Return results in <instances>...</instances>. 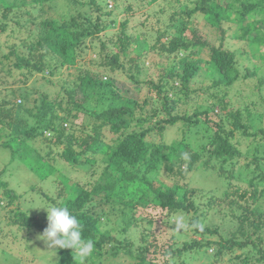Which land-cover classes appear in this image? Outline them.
I'll use <instances>...</instances> for the list:
<instances>
[{
  "label": "trees",
  "instance_id": "obj_1",
  "mask_svg": "<svg viewBox=\"0 0 264 264\" xmlns=\"http://www.w3.org/2000/svg\"><path fill=\"white\" fill-rule=\"evenodd\" d=\"M50 1L54 0H0V7L4 6L10 9L16 5L29 3L33 9L35 6H43ZM66 1L75 9V12L70 13L68 16L58 17H46L44 15L38 21L34 20L36 30L32 29V32L26 35L25 40L22 41V44L27 47L28 53H20L17 44H12L3 57L8 61L11 58L13 60L11 65L16 69H27L28 72L24 74L29 76L41 74L44 80L43 85L46 82H53V76L59 72L60 68L65 67L66 75L64 76L62 71L61 74L69 81L70 88L66 91V94L72 101L73 108L65 110L56 104L55 100H51L53 102L51 104L44 96L41 105L33 113L37 125L27 129L29 122L27 118H23L21 115L22 109L23 112L31 111L20 100L21 102L16 103V113L11 117L9 109H0V133L4 129V124L12 126L15 137L19 133L34 134L39 129H41V134L44 130L53 131L56 133L54 140L52 139L55 143H61L65 138H68V144L61 150L60 155L65 160L77 162L80 165L82 164L80 157L83 155L86 156L87 162H94L95 158L92 156L100 154L101 148L99 147L103 138L102 129H109L113 133H117L118 141L115 145L109 143L108 151L109 149L110 151L105 160L106 166L103 169V175L95 184L97 188L102 189L100 193H102L104 201L99 202V204L112 203L111 212L123 214L114 205V200L119 195L123 203L127 204L125 197L131 196L135 201L132 203L134 207L152 205L161 208V211H167L168 214L179 210L187 214L193 212L190 222H201L196 214L197 207L190 196V192L193 190H189L180 184L178 179L172 183L162 179L160 181L155 180L157 177L151 179L147 172L158 171L161 167H164L174 176L188 177L191 170L200 166L195 163L204 154L208 157L207 163L215 159L223 167L240 155V151L234 142L237 132L249 137H256L260 134L258 131L264 132V130L252 132L251 127L243 122V109L228 110V104L224 100H221L218 106L224 110L227 109V112H220L219 110L216 111L215 108H211L202 111L194 110L192 113L184 115L172 114L180 101L178 95L183 93V90H187L195 77L205 71V66L200 59L195 58V55L200 53L199 47L207 45V42L202 41L200 34L196 33L195 30H191L193 34L191 36L186 34V30L188 24L191 25V16L194 13L202 12L207 20L216 24L217 28L222 31L223 38L230 35L229 31L234 27V25H228V22L239 23V33L234 31L232 35L236 38H247L251 42H259L260 46L263 47L264 25L261 26L260 21L252 20L250 14L264 13V0H184L181 8L171 16L172 19L178 20L179 24L174 23L176 27L171 31L160 29L162 31L160 32L158 29L155 44L152 46L153 49L159 48L161 58L171 62L170 65L166 66L158 64L161 69L158 80L152 78L148 72L149 67L139 61L141 54L136 53L137 56H130L132 47L135 44L132 35L129 33L131 18L124 17L123 20H117V17H113V11L106 9L110 0ZM156 1L149 0V3ZM181 1L177 0V2ZM190 3L193 5L192 7H189ZM231 10L233 11L232 14L230 13ZM186 16L188 18L185 20ZM27 20L18 19L16 23H18L19 28H24L31 23H27ZM261 21L264 22V17ZM7 26L8 23L0 26V37L7 35ZM169 37L171 38L166 41ZM210 48L212 69L220 75V81L232 84L239 75V70L235 66L237 60L235 52L227 49L223 42L218 46L212 45ZM90 50L96 57L100 56L98 62H96L97 58L92 56L88 59L89 64L98 63L97 69L99 71L85 70L83 65L85 61L83 63L79 61V58L86 53L89 54ZM0 62H2L1 59ZM73 67L75 70L72 69ZM45 72L50 76L43 78ZM105 73L108 74L105 75ZM104 77L105 79H103ZM119 78L126 82H132L139 88L131 90L119 88L117 81ZM172 81L181 84L180 87H177L179 85L176 86L178 90H174L175 86L171 84ZM210 84H213V82ZM141 86L153 90V96L150 98L148 96L143 98L134 96L136 92L140 91ZM186 94L188 93L186 92ZM27 95L24 94L23 97ZM107 95L113 99V102L109 103L106 109L98 112L96 107L99 100ZM1 103L11 104L12 101L11 99L2 98ZM55 106L59 108L61 113L55 109ZM47 109H52V114L58 122L49 118L48 122L42 124ZM78 110L99 119L98 125H93L92 133H87L85 136H76L73 132H68L69 129L63 125V123L73 122V118L75 119L80 115ZM65 111L67 112L62 113ZM161 111L167 112V117L157 118ZM201 114L205 116L203 122L210 121L216 125L208 141L201 145V149H193L185 139L166 144L152 142L148 138L153 130L157 129L163 132L167 126L174 125L179 120H182L185 126L194 125L198 123L195 117H200ZM248 114L249 117V111ZM12 117L20 122L18 126L12 125L14 121L11 119ZM8 118L10 119L8 120ZM152 118L156 119L155 122L148 124ZM228 121L232 125L231 127H228ZM73 143H79L82 149L77 151ZM4 145L10 147L12 152L15 150L11 141L4 143ZM29 148L30 145L24 144L25 150L24 154L20 156L21 159L27 158ZM180 151L183 152L182 155ZM186 153H188V156L184 155ZM177 154L180 158L178 162H175L173 158ZM39 159L40 155L36 161ZM36 161L31 162L30 166L36 167L35 163H38ZM42 163L45 164L46 170L41 173V177H45L48 171H54L46 165V161H42ZM255 179L256 176H253L249 180V187H236L234 193L239 191V199L245 202H255L263 197L264 187L261 188L255 182ZM61 180L68 188L66 197L59 201L49 198L58 206L61 204L67 206L74 215H77L83 225V236L94 240L95 250L89 258L92 264L106 253L118 256L123 251L130 257H138L136 264H148L149 261L146 256L147 251L150 249L148 245L138 246L135 253L134 242L131 243V240L120 238L111 230L102 229L101 226L105 217H108V212L95 210L92 201L97 192L96 188L91 189L78 182H70L67 177H62ZM231 184L232 180L230 178L228 187L224 191L225 197H230L233 194L230 191ZM8 185L9 182L0 181V187L4 189L5 197L12 203L22 195L17 193V189ZM32 189L35 190L36 186H32ZM0 201L2 202L1 195ZM231 211L237 222L233 234L235 237L246 234L245 241L237 238L231 240L221 238V240H213L212 242L210 240L206 242L195 240L191 244L186 243L183 249L187 250L189 247L200 249L213 244L217 247L215 256L218 257L226 249L251 245L258 248L260 253H263L262 257L258 259L263 260L264 247L262 248V244L264 243V237L259 232L264 230V219H262L264 211L258 207L251 208L249 204L247 206L245 204L243 206L237 205L232 207ZM12 218L14 223L27 231L40 229L43 232L48 223L46 219L30 215L25 209L19 207L15 209ZM152 221V218H150L148 222L152 223ZM127 222L129 223L122 226L123 232L129 229L131 223L138 224V221L132 218ZM248 227L253 228L251 229L252 232L247 233V230H250ZM219 231L220 226L214 228L205 226L202 232L196 230L202 236L219 234ZM142 240L148 241L146 234L142 235ZM182 251L179 249L177 254L181 255ZM56 252L58 260L55 264H78L75 253L71 248L58 249ZM164 253L170 258L176 256L171 249L164 250ZM243 261L248 264L250 257L246 256ZM172 263H176L174 258Z\"/></svg>",
  "mask_w": 264,
  "mask_h": 264
},
{
  "label": "rangeland",
  "instance_id": "obj_2",
  "mask_svg": "<svg viewBox=\"0 0 264 264\" xmlns=\"http://www.w3.org/2000/svg\"><path fill=\"white\" fill-rule=\"evenodd\" d=\"M183 4L184 0L181 2H177V0H157L154 3H149V0H110L108 7H106V9L113 11L112 16L117 17V20H123L124 17L131 18L129 33L132 35L134 39L133 43L135 44L132 47L130 56L135 57L137 56L136 53L141 54L139 61L149 67L148 72L155 80H158L161 73L158 64L165 66L171 64L169 60L160 57L161 52L159 48H152L156 41L157 31L158 29L160 32H162L160 29L171 31L176 27L174 23L179 24L178 20L172 19L171 16ZM192 6L190 3L189 7ZM73 12H75V9L66 0L46 2L43 6H35L33 9L29 3L16 5L10 9L4 6L0 7V26L8 23L7 35L0 37V59L2 60L0 62V109H9L11 117L16 113V103L22 101L23 105L31 111L23 112L22 109L21 115L23 118H27L29 122L27 129L37 125L36 117L33 113L41 105L40 103L44 96L47 97L48 102L55 100V103L65 110L73 108L72 101L66 94V91L70 88L69 81L64 77L66 75V70L64 69L66 68H60L59 72L53 76V82H46L43 85L42 82L44 80L41 74H36V78V75L29 76L28 74H24L28 72L26 71L27 69L18 70L14 68L11 65L13 60L10 58L8 61L3 55L9 51L12 44H17L20 53H28V49L22 44V41L25 40L24 37L26 35L32 32V29L36 30L34 20L38 21L44 15L46 17L68 16ZM230 13L232 14L233 11L231 10ZM250 17L254 21H260L261 26L264 25V22L261 21L264 13H251ZM187 18L186 16L185 20ZM18 19H28L27 23H31L27 27L19 28L18 23H16ZM190 20L191 25L187 23L186 34L191 36L193 35L191 30H195L196 33L200 34L201 40L207 42V45L199 47L201 51L195 55V58L200 59L201 63L205 66V71L196 76L195 80L190 83L189 88L183 90V93L178 95L180 101L172 114L184 115L190 114L194 110L202 111L205 109L210 110L211 108H215L216 111L227 112V109L235 110L236 108H242L243 122L251 127L250 130L252 132L264 130V46L261 47L259 42H251L247 38L234 37L232 32L237 31L239 33L240 31L239 23L228 22V25H234V27L229 31L231 34L223 38L222 31L217 28L216 24L207 20L202 12L194 13ZM113 28L117 29L116 27ZM31 36L33 35L31 34ZM222 42L227 49L235 52L237 59L235 66L239 70V75L232 84L220 81V75L212 69L210 61V47L212 45L218 46ZM92 53L90 50V53L84 54L83 57L79 58V61L80 63L85 61L83 64L85 70L99 71L97 69L98 63L89 64L88 59L91 56L97 58L96 62L100 61V56L96 57ZM72 69L75 70L74 67ZM61 71L64 72V76H62ZM107 74L105 73V75ZM49 76L45 72L43 78ZM117 81L119 88L124 90L139 88L132 84V82H126L120 78ZM211 82L213 84H210ZM171 84L175 86L174 90H178L176 86L179 83L172 81ZM180 86L181 84L177 87ZM153 93V90L148 89L146 86H141L140 91L136 92L134 96L142 98L148 96L150 98L153 96ZM24 94L28 95L24 96V98ZM175 94L174 96H176ZM2 98L11 99L12 103H1ZM221 100H224L228 104L227 109L224 110L218 106ZM111 102H113V99L109 98L108 95L103 96L98 102L97 111L100 112L106 109ZM55 109L61 113L57 106H55ZM50 110L47 109L46 114L43 116L44 121L42 124L48 122L49 118L58 122L57 118L52 114V109ZM78 111L80 115L75 119L73 118V122L69 124L63 123V125L69 129L68 132H73L76 136H85L87 133H92L93 125H98L99 119L88 113ZM248 111L250 112L249 117ZM167 115V112L161 111L157 118L167 117ZM11 119L14 120L13 126L20 124L15 117ZM204 119L205 116L201 114L200 117H195L198 123L190 126H185L183 121L179 120L174 125L167 126L163 132L157 129L153 130L148 138L152 142L166 144H172L176 140L185 139L193 149H201V145L208 141L216 128V125L210 121L203 122ZM155 120V118H152L148 124L154 123ZM231 126L228 121V127ZM40 130L37 133L29 135L19 133L15 137V134L12 132V126L4 124V129L0 133V181L9 182L8 186L17 189V193L22 195L11 203L5 197L3 193L4 189L0 187V195L2 196V202L0 201V264L56 263L58 260L57 252L51 257V252H45L47 251L45 243L38 239V235L42 231L40 229L27 231L25 228L23 230L18 224L13 222L12 217L15 209L19 207L25 209L30 215H36L40 219L47 220L46 210L32 207L52 205L55 202H52L50 198L59 201L66 197L68 188L62 182V177H67L70 182H78L88 188L97 189L92 204H94L95 210L108 212V217H105L101 226L102 229L111 230L120 238L131 240V243L134 242L133 248L135 253L138 246L148 245L150 248L146 253L147 260L149 261L147 262L148 264H173V258L175 259V264H246L243 261L246 256L250 257L248 264H264V259L258 260L262 257L263 253H260L258 248L251 245L235 246L232 249H226L218 257L215 256L217 247L213 244L200 249H193L191 247L187 248V250L183 249L186 243L191 244L195 240L200 242L208 240L212 242L213 240H221V238L224 240H231L232 238L242 241L246 240V234L238 237H235L233 234L237 222L235 216L231 214V208L237 205L243 206L245 204L247 206L249 204L251 208L258 207L264 211V195L255 202H245L239 199V191L234 193L237 186H242L243 188L249 187V180L253 176H256L255 182L261 188L264 187V132L258 131L260 134L256 137H249L237 132L234 142L240 151V155L223 167L215 159L207 163L208 157L204 154L195 163L200 166L191 170L188 173V177L174 176L164 167H161L158 171L147 172L151 179L157 177L155 180L160 181L162 179L168 183H172L178 179L180 184L189 190H193L190 192V196L197 207L196 214L201 223L210 228L220 226L219 234H206V236H202L196 230L177 231L172 224V221L178 216H182L185 222L189 223L193 212L187 214L179 210L168 214L167 211H161V208L152 205L134 207L132 203L135 201L131 196L125 197V201L128 202L127 204L123 203L119 195L114 200V205L123 214L111 212L112 203L99 204L104 199L102 193H100L102 189L97 188L95 184L103 175L102 172L106 166L105 160L110 151V149L108 151L109 143L115 145L116 141H118L117 133L103 128V138L99 147L101 148L100 154L92 156L95 158L94 162H96H87L86 156L83 155L80 157L82 163L80 166L78 165L79 163L69 162L60 155L61 150L68 144V138H65L61 143H55L53 142L56 136L55 132L44 130L43 134H41ZM8 141L13 142V148L15 149L13 152L10 147L8 148L4 145ZM24 144L30 145V148L27 152V158L21 159L20 156L24 154L25 150ZM73 145L77 151L82 149L79 143H73ZM182 153L180 151L181 155ZM186 154L188 156V153ZM39 155L40 159L36 161ZM179 158L177 154L174 156L173 161L178 162ZM35 161L38 162L35 163L36 167H31V162ZM42 161H46V165L54 170L53 172L48 171L45 177L40 176L46 170V166ZM230 178L232 180L230 191L233 194L230 197H225L224 191L228 187ZM32 186H36V189L33 190ZM131 218L137 220L138 224L131 223L129 229L123 232L122 226L128 224L129 222L127 221ZM150 218L153 220L152 223L148 222ZM262 219H264V216ZM248 228L250 230H247V233L252 232L251 229L253 228ZM143 234H146V238H148L147 242L141 241ZM259 234L264 237V230L259 232ZM263 247L264 243L262 244ZM167 249H171L176 256L173 258L168 257L164 253V250ZM179 249L183 250L181 255L177 254ZM137 262L138 257H130L123 251L118 256L106 253L93 264H136ZM86 264H92L90 259H88Z\"/></svg>",
  "mask_w": 264,
  "mask_h": 264
},
{
  "label": "clouds",
  "instance_id": "obj_3",
  "mask_svg": "<svg viewBox=\"0 0 264 264\" xmlns=\"http://www.w3.org/2000/svg\"><path fill=\"white\" fill-rule=\"evenodd\" d=\"M32 208H43L47 212V227L38 235V239L47 246L45 252H51L52 257L58 249L71 248L78 264H86L94 253L95 242L93 239L83 236V225L77 215H74L63 204L59 206L56 204L41 205ZM172 224L177 231L199 230L202 232L205 227L199 221L186 223L182 216L176 217Z\"/></svg>",
  "mask_w": 264,
  "mask_h": 264
}]
</instances>
